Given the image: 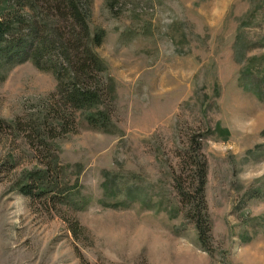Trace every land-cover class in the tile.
I'll return each mask as SVG.
<instances>
[{"label":"rangeland","instance_id":"rangeland-1","mask_svg":"<svg viewBox=\"0 0 264 264\" xmlns=\"http://www.w3.org/2000/svg\"><path fill=\"white\" fill-rule=\"evenodd\" d=\"M87 22L103 32L109 123L74 111L48 141L55 204L17 187L44 156L15 122L45 118L56 77L31 60L0 68V170L14 163L0 172V264H264V0H91ZM195 136L203 241L175 180L191 183Z\"/></svg>","mask_w":264,"mask_h":264},{"label":"trees","instance_id":"trees-1","mask_svg":"<svg viewBox=\"0 0 264 264\" xmlns=\"http://www.w3.org/2000/svg\"><path fill=\"white\" fill-rule=\"evenodd\" d=\"M90 1L6 0L0 11V68L12 61L31 60L37 68L53 72L58 82L60 98L50 95L42 104L45 118L24 124L15 122V126L23 127L36 153L44 156V161L39 163L43 169L28 172L17 184L32 203L55 204L52 195L58 183L50 165L48 141L73 131V112L88 111L86 119L93 126L106 128L109 123L108 112L99 108L104 93L102 82L95 80L104 69L103 61L94 51L102 42L103 32L93 36L89 32ZM3 124L0 119V136ZM189 146L193 151L189 157L191 183L183 187L184 177L179 175L175 178L176 189L181 202L188 204V213L193 212L203 241L208 231L204 197L207 164L197 136ZM13 167V162L5 163L0 172ZM70 228L77 234V225L70 224Z\"/></svg>","mask_w":264,"mask_h":264}]
</instances>
